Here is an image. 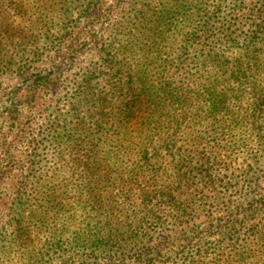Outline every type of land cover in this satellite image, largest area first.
<instances>
[{
  "label": "trees",
  "instance_id": "1",
  "mask_svg": "<svg viewBox=\"0 0 264 264\" xmlns=\"http://www.w3.org/2000/svg\"><path fill=\"white\" fill-rule=\"evenodd\" d=\"M32 8L77 17L54 38L67 60L22 72L0 109V235L24 245L26 196L25 218L40 226L86 216L101 238L86 234L96 246L76 252L83 261L258 264L264 181L223 203L187 200L192 182L211 193L215 168L230 169L222 152L264 139V0H0V39L16 23L46 25ZM133 200L167 224L161 233L117 232L121 212L102 203Z\"/></svg>",
  "mask_w": 264,
  "mask_h": 264
},
{
  "label": "rangeland",
  "instance_id": "2",
  "mask_svg": "<svg viewBox=\"0 0 264 264\" xmlns=\"http://www.w3.org/2000/svg\"><path fill=\"white\" fill-rule=\"evenodd\" d=\"M56 10L53 8L48 12H42L32 8L30 13L33 14L34 19L40 20L43 16L47 17L46 25L43 24L44 21L42 24H39L38 21L34 25L26 23L18 25L16 23L10 31L11 37L0 39V109L6 106L9 93L12 95V92L20 85L21 80L26 78L18 77L22 72L26 73L27 70L33 74L41 68L48 70L52 62L62 64L67 60L64 55H56L54 52L53 46L57 43L54 38L66 33L69 28L75 25V23L71 24V21L77 17V14L71 9L64 14L54 13ZM171 41L173 38L169 42ZM106 42L113 41L108 39ZM106 44L108 45V43ZM5 65L6 69L4 68ZM222 153L221 160L224 165L229 164L230 169L225 171L223 168H215L213 176L209 179L213 182L210 188L211 193L206 191L204 194L202 185L195 181L192 182L191 192L193 195L191 197H194L187 200L189 205H202L209 200L212 194L217 195L219 202L223 203L232 199V191L238 185L252 182L256 177L257 180L264 181L261 177L264 175V139L260 140L259 143L248 141L244 144V142L239 141L237 149L232 151L228 148L226 152ZM39 160V168L44 172V178L50 180V169L53 164L51 156L41 152ZM169 186L173 190L177 184ZM168 190H171L170 187ZM24 198L18 204L20 209L18 221L24 228L27 237L23 240L24 245H21L20 241L13 242L8 238L7 234H10L12 229H8L7 234L0 235V264H104L101 260L96 262L83 261L79 254H76L83 248L88 250L95 248L96 242H87L88 235L86 234L95 235L90 239H94L96 236L101 238L100 234L94 233L93 229L86 226V216L83 213H79V211L75 215L74 227L64 231H55L53 224L40 226L25 218L24 209L27 203ZM131 203L130 206L102 203L105 210L115 212L116 215H118V211L121 212L120 220H123L124 225L122 227L116 226L117 232H123L127 235L138 233L140 236H152L161 233L167 226V224H160V221L156 219L158 214L146 217V213L149 211L145 205L140 204V200H133ZM110 206L116 208L111 210ZM252 221H260L259 242L261 247L255 259L258 264H264V216L256 217ZM4 222H2L3 226H5ZM94 223L98 222L95 221ZM20 225L15 226L14 229ZM101 228L103 229V227ZM108 230L109 227L107 226L103 229L104 232ZM95 231L98 232L99 230L96 229Z\"/></svg>",
  "mask_w": 264,
  "mask_h": 264
}]
</instances>
